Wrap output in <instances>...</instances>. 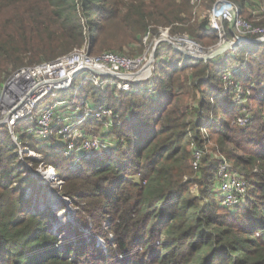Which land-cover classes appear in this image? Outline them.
<instances>
[{"label": "trees", "instance_id": "16d2710c", "mask_svg": "<svg viewBox=\"0 0 264 264\" xmlns=\"http://www.w3.org/2000/svg\"><path fill=\"white\" fill-rule=\"evenodd\" d=\"M215 1L203 0L202 7L207 12ZM232 1L250 21L247 8L264 3ZM161 28L202 47L219 43L191 0H0V82L84 46L92 55H121L140 44L142 52L143 39L159 37ZM232 67L237 82L255 86L250 104L256 112L246 127L232 124L239 107L223 80ZM156 74L119 95L112 86L84 81L80 96L115 117L109 135L117 145L106 159L67 158L64 141L54 135L43 144L20 138L24 149L42 157L22 160L9 129L0 127V264H264L263 46L243 44L204 61L162 43ZM82 127L95 130L101 122ZM204 128L211 131L206 141ZM208 143L216 144L210 152ZM192 144L204 156L198 179L190 181ZM234 146L244 152L235 156V167L261 170L249 181L251 194L241 209L219 204L213 187L218 163L231 161ZM40 166L55 170L63 182L59 195L79 210L74 238L56 227L54 202H38L45 190L35 176ZM194 185L200 197L192 196Z\"/></svg>", "mask_w": 264, "mask_h": 264}, {"label": "built area", "instance_id": "2783aa9c", "mask_svg": "<svg viewBox=\"0 0 264 264\" xmlns=\"http://www.w3.org/2000/svg\"><path fill=\"white\" fill-rule=\"evenodd\" d=\"M202 1L191 0L197 17L200 16L198 11L202 8ZM247 12L264 17V3L256 5L253 10L247 8ZM207 18L210 31L219 34L218 46L229 42L235 47L233 50H236L243 44H257L259 41L264 44V27L245 18L242 8L232 0H216L207 11ZM151 39L148 34L144 41L151 42ZM162 39L191 54H198L202 48L188 35H172L170 28H161L160 36L155 37L152 42L153 51L150 52L149 48L143 56L135 59L111 52L92 55L90 47L84 46L55 60L19 69L0 85V127L6 126L9 129L15 145L22 148L20 153L27 149L19 143L17 128L25 123L31 125L28 129L29 137L40 144L54 135L59 136L65 143L66 157L80 154V157L90 158L111 153L117 141H111L113 135H109L114 117L110 109L89 104L85 100L74 106L76 102L71 105L70 101L53 99L60 92L70 91L85 73H89V77L84 81L89 80L102 89L115 86L121 92L132 91L133 84L140 86L156 79V61L151 65L150 63L153 52L156 46L162 44L159 43ZM188 43L195 47L194 51L187 46ZM230 83L232 85L231 80ZM236 89H239L238 84ZM50 100L52 102L44 107V103ZM89 120L100 121L103 134L93 135L81 129ZM201 153L200 149H194L195 170L200 167ZM50 170L44 174L45 177L51 173ZM53 171L55 172L54 169ZM217 177L224 205L246 206V200L242 197L247 192L244 177L233 174L228 162L224 161L218 163ZM54 181H58L59 188L62 189L63 182L57 174Z\"/></svg>", "mask_w": 264, "mask_h": 264}, {"label": "rangeland", "instance_id": "374dc122", "mask_svg": "<svg viewBox=\"0 0 264 264\" xmlns=\"http://www.w3.org/2000/svg\"><path fill=\"white\" fill-rule=\"evenodd\" d=\"M248 9L253 10V8H248ZM248 13L251 14L250 12H248ZM198 14L200 16H202V17H205V15H207V12L202 7L198 11ZM251 15L253 16V20H251L253 23H255V24L264 23V17L263 16H257V15L254 16L253 14H251ZM154 39H155V37L151 39V42L149 41L147 43L143 39V44H145V45H144V50L142 52H141L140 48H142L143 45L140 44V45H133L131 47L126 48V52L124 54H121V55H124V56L131 57V58L135 59V58H138L140 56H143L149 48H151L150 52H152L153 51L152 42L154 41ZM218 44L216 46H214V47H202V49H204L206 51L213 50L214 48H216L218 46ZM260 45H262L263 48H264V44H260ZM233 51L234 50H231L229 52L233 53ZM192 55L198 56L197 53L196 54L192 53ZM217 59H218V57L213 59V60L217 61ZM233 68L234 67H232L231 69L228 70V72L223 74V80L225 81V89H226V91H229L231 94H233V99H234L236 105L239 107L240 115H239V117H238V119L236 121L232 122V124L233 125H238L239 127H246L248 125L249 121H252L254 119V115H255V112H256V109L254 108L253 103H252V105L250 104V98H251V96L253 94V88L255 86L251 85L249 87H245L242 84H240L239 82H237V80L233 77V71H234ZM88 77H89V73H85V74L81 75L80 78L76 81V86L75 85L73 86V87H75V90H70V92H60V93L57 94V97L54 98L53 100L54 101L55 100H67V101L71 102V105L72 104L74 105V103L76 102V105H74V106H77V105L81 104L82 101H84V100L88 101L89 104H94L93 99L88 97L87 94H85L84 96H80L81 95V92H80L81 90L80 89L83 86L84 79L88 78ZM156 77L158 78L157 74H156ZM227 78H229V80ZM230 80L232 81V85L230 83ZM153 81H154V79L152 80V82ZM3 83L4 82H0V85L3 84ZM147 83H148V81L145 84H147ZM237 84L239 85V89H236V85ZM145 86H149V85H145ZM112 87H114V90H116L117 94L119 95L121 91H119L118 89H115V86H112ZM107 88H108V86L105 89H107ZM200 98H201V95L198 94V98L197 99L199 100ZM50 102H52V101L50 100V101H47L46 103H44V107L47 106ZM96 105L97 104H95V106ZM193 105L194 104H192L191 107H193ZM114 119H115V117H113V119H112V124L114 122ZM29 128H31V125L29 123L19 126L18 131H17L19 139L22 138L23 140H28V138H29L28 129ZM82 128L83 127H81V129ZM96 129L93 130V129H89V128H87V129L83 128V130H86L87 132H90V134H93V135L94 134H101V133L103 134V132L101 130V127H97ZM210 132L211 131L208 128H206V129L204 128L202 130L201 135H202L203 138H205V141L208 140V135H210ZM111 138H112L111 141H117V139H118L115 135L111 136ZM30 139H32V137ZM198 147L199 146L197 144H192L190 146V149H192V151L194 152V149H196ZM206 147L208 149V152H210L211 149L216 147V144L215 143H208L206 145ZM21 149L22 148H19L20 151H21ZM233 149H234V153H233L234 155H233L231 161H227L226 159H221V161L228 162L229 167L231 169V172L233 174H236V175L241 174V176L244 177L245 184L247 185V189H246L247 192L242 197H243V199L246 200L245 205H247L248 196L251 194V192H250L251 191V187L249 185V181L251 180V178L253 177V175L256 172L257 173H261V170L260 169H257V170L255 169V171L251 172L248 168H244L243 166H241L239 168L235 167V161H234L235 160V156H239L240 158H242L244 156V152L239 151L235 146L233 147ZM25 155H28V156L33 157V158H37L40 161L42 160V157L40 155H37L35 152H33V151L29 150V149H27L23 153H20V157H21L22 160H24V156ZM107 156H108V154H105V155L101 154V155H99L98 158L106 159ZM203 156H204V153L202 152L201 153V161H200V165H199L200 167H199L198 170H195L193 168L194 161H193V156H192V159H191V167H192L191 173L192 174L188 175L185 178L186 180L192 181V180L198 179L197 175L200 174ZM67 158H70V157H67ZM85 158H89V157H85ZM77 160H78L77 165H79L81 159L78 158ZM28 167H31V165L29 164ZM217 167H218V165H217ZM50 169H53V168L46 169L43 166H40V168L38 169V172L35 174V176L39 179L40 184H43L45 186V190L42 191L41 196L38 198V202L40 204H46L48 206H52L50 204V202H54V207L56 208V211L58 213V218H59V221L56 224V227H59V229L60 228L64 229V231L66 232L67 237L69 239H71V238H74V228L77 226V224L75 222V217H76L77 213H79V210L77 208H75L71 203H68V205H67L68 207L66 209L62 208V206H61L62 202H59L57 200L58 196L61 197V198H64V197L59 195L58 191L60 190V188H59L58 181H54L52 183L51 182L48 183L47 182L48 181L47 177L44 176V174L47 171H49ZM217 178L218 177H217V170H216L215 182L213 184L214 192L220 194L219 195L220 198H219L218 203L221 204V205H224V202H223L222 197H221L220 186L218 184V179ZM237 180H238V178H237ZM191 194H192L193 197H200L201 195H200L199 186L194 185L192 187ZM64 199L68 201V199H66V198H64ZM35 200L37 201L36 198H35ZM243 207L244 206H239V209H241ZM233 213L237 214V210H234ZM60 216L62 217V219H60ZM52 232H54L55 234L60 235L59 232L56 231L55 228L53 229ZM87 232H89V231H87ZM99 243L102 246L105 247V243H104L103 240H100Z\"/></svg>", "mask_w": 264, "mask_h": 264}, {"label": "water", "instance_id": "95a60500", "mask_svg": "<svg viewBox=\"0 0 264 264\" xmlns=\"http://www.w3.org/2000/svg\"><path fill=\"white\" fill-rule=\"evenodd\" d=\"M159 43H168V44L171 45L175 50L181 52V53L184 54L185 56L190 57V58H195V59H201V60H204V61H210V60H213V59H215V58H217V57H220V56H222V55L228 53L229 51H231V50H233V49L235 48L234 46L232 47V46L230 45L229 42H226V43H224V44H222V45H220V46H217V47L214 48L213 50H209V51H206V50H204V49L201 48V49H199V53H198V54H201V55L195 56V55H192V54L188 53L185 49H181V48H179L177 45L172 44L171 42H169V41L166 40V39H162V40H160ZM159 43H158V44H159ZM256 43H257V44H262L261 41L256 42ZM157 47H158V46H156L155 51L153 52V55H152V61H151L150 65L153 64V62L156 61V50H157ZM96 73H98V72H96ZM57 200H58L59 202H62V201H64L65 199H64V198H61V197L58 196V197H57ZM65 201H66V200H65ZM68 203H70V202L68 201ZM52 206H53V205H52ZM55 206H56V205H55ZM60 219H62L61 216H60Z\"/></svg>", "mask_w": 264, "mask_h": 264}, {"label": "bare ground", "instance_id": "6f19581e", "mask_svg": "<svg viewBox=\"0 0 264 264\" xmlns=\"http://www.w3.org/2000/svg\"><path fill=\"white\" fill-rule=\"evenodd\" d=\"M187 46L189 48L193 49V51L195 50V47H193L190 43H188ZM195 53H197V52H195ZM198 55H201V54H198ZM50 171H51V173L47 174V178H48L47 182H51L52 183L56 173L53 171V169H51Z\"/></svg>", "mask_w": 264, "mask_h": 264}]
</instances>
